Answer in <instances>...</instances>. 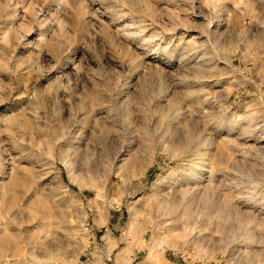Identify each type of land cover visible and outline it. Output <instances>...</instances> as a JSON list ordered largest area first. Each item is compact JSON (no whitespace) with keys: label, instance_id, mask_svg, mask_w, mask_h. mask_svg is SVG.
<instances>
[{"label":"rangeland","instance_id":"rangeland-1","mask_svg":"<svg viewBox=\"0 0 264 264\" xmlns=\"http://www.w3.org/2000/svg\"><path fill=\"white\" fill-rule=\"evenodd\" d=\"M0 264H264V0H0Z\"/></svg>","mask_w":264,"mask_h":264},{"label":"bare ground","instance_id":"bare-ground-1","mask_svg":"<svg viewBox=\"0 0 264 264\" xmlns=\"http://www.w3.org/2000/svg\"><path fill=\"white\" fill-rule=\"evenodd\" d=\"M82 180H83V177H82ZM82 180H81V181H82ZM84 181H85V180H84ZM82 182H83V181H82ZM79 183H81V182H79ZM83 183H84V182H83ZM90 184H91V183H90ZM83 185H84V184H83ZM85 185H86V182H85ZM91 186H92V185H91ZM175 207H176V206H175ZM4 238H5V237H4ZM2 243H3V241H2ZM9 243H10V242L6 239V240H5V244H9ZM1 246H2V245H1Z\"/></svg>","mask_w":264,"mask_h":264}]
</instances>
